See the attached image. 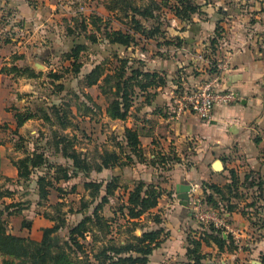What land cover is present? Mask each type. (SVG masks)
<instances>
[{"label":"crops","instance_id":"crops-1","mask_svg":"<svg viewBox=\"0 0 264 264\" xmlns=\"http://www.w3.org/2000/svg\"><path fill=\"white\" fill-rule=\"evenodd\" d=\"M41 1L45 0H0V129L5 125L8 132L9 128L13 133L18 128L16 113L30 109L31 102L18 94L36 93V81L47 70L43 62L47 58L46 48L49 49L54 44L51 41L55 42V36L43 30L44 21H50L51 14L45 11L47 8L39 5ZM239 1L240 4H234L231 12L233 16H230L232 20L228 25L221 17H216L213 27H208L217 36L206 37L208 32L200 20H193L192 23L178 20L183 24L182 32L169 41L164 38L166 47H175L174 55L160 54L149 59L136 57L144 62L146 67L143 69L146 71L164 72L167 83L163 87L148 88L149 94L146 97L140 95L136 100L134 129L140 134L144 162H139L136 158V168H132L136 181L127 190H132L141 182L155 184L162 190L158 207L137 220L141 223L146 216L152 217L148 218L147 223L153 227L142 229V235L146 231L160 228L164 233L169 234L171 231L170 237H165L160 248L154 250L149 264H157V257L173 258L179 252L186 257L189 237L186 238L187 245L184 240H179L181 242L178 243V239H182L179 237L183 227L189 224L188 211L191 210L190 216L193 217L192 204L195 198L199 196L206 200L208 193L205 192L204 185L213 184L225 188L231 184L234 173L239 178L242 189L248 174L255 172L264 176V0H237ZM224 11L226 12V8ZM44 12L45 19L41 21L40 16ZM222 14L223 12H219L218 15ZM224 30L228 34L223 39L220 36ZM219 38L223 40L217 43ZM177 39L181 41V46L172 44ZM210 58L223 61L219 65L228 64L225 71L220 70L217 65L221 71V83L224 88L234 90L240 100L232 106L216 107L209 122H203L189 113L178 120H171L169 117L172 99L176 94L175 85H181L177 74L183 66L181 62L186 66L183 70L189 72L187 79L191 82L199 77L198 71H203L205 65H201L202 61L204 64L208 61V68L204 73L209 74ZM197 65L202 66L201 69ZM14 66L22 71L11 73ZM25 69L30 72L26 73ZM193 69L197 71H192ZM136 91L139 94L140 90ZM38 121L41 120L36 117L25 122L19 128L20 136L14 135V138H23L27 130ZM24 156L25 153L17 160ZM160 160L163 162L160 163ZM217 161L222 162L223 170H215ZM14 162L5 160L1 146L4 181L18 178ZM183 185L191 186L187 206L181 205L177 198L178 188ZM160 210L166 213L164 219ZM24 211L20 215L23 216ZM157 217L162 220L160 225L155 222ZM238 217L242 218V213L230 216L232 220ZM27 220L31 223L23 230L29 234L54 225L39 215ZM29 234L20 236L35 240ZM42 236L43 231L41 239ZM199 238L200 233H197V239ZM41 239L35 241L39 242ZM209 248L216 249L217 246L204 244L202 250L205 252Z\"/></svg>","mask_w":264,"mask_h":264},{"label":"rangeland","instance_id":"rangeland-1","mask_svg":"<svg viewBox=\"0 0 264 264\" xmlns=\"http://www.w3.org/2000/svg\"><path fill=\"white\" fill-rule=\"evenodd\" d=\"M130 1L131 6L139 9L140 13L146 9L152 12L155 11L154 19L150 20V17L144 18L140 15H137V19L148 29L153 23L161 26L165 34L163 38L146 41L141 38L140 34L136 35V23L132 22L133 12L131 8H127L119 0H61L60 2L45 0L44 2H40L39 5L47 8L45 11L51 14V20L48 22L44 21L45 12L41 14L40 20L44 21L43 30L55 36V42L51 41V43H54L51 45V48L47 49L45 47L47 58L43 62L47 70L36 81L37 86L34 89L36 93L18 94V96H22L27 101H30V109L38 113V115L41 113V109H44L52 122L55 121L54 113L51 110L53 105H65L64 107H66L69 104L72 107L73 114L67 113L69 115L67 119L71 123V127L66 130L61 129L59 125L53 126L50 122L40 119L41 121L35 122L27 130L22 141L19 138H14V133L10 131V128L8 132L7 126L2 125L0 129V141L5 160L13 162L24 155V153H33L37 150L46 154L49 168V170L41 168L35 171L28 181L15 178L6 182V180L0 179V186L9 188L13 192L11 197L0 201L3 209L6 206L11 207L4 216L9 233H15L17 236H27L29 233L23 230L24 228L27 229V224L31 223L27 219L39 215L49 220L46 215L50 214L51 217L60 219V222L61 220L65 221L62 225L64 228L56 234L63 244L68 239L69 229L81 222L85 216L91 215L94 206L100 202L99 198L93 204L92 198L90 197L92 192L86 189L85 184L94 181L105 185L113 178L118 180V185L121 188L109 197V201L101 211V215L110 223L109 234L105 235L107 234L105 230L102 231L97 228L92 232V238H96L102 242L107 236V241L111 239L117 246H121L133 242V237L142 236V228L149 229L153 227V225L147 223L148 218H152L151 216H146L144 221L137 224V226L136 221L135 225H128L127 220L123 216L127 211H123L125 204L122 198L128 188L132 187L134 181H136L134 179L136 174L132 171V168H136V162L130 163L124 157L122 163H127V165L116 166L108 170L103 169L101 172H97L95 169L102 162L103 157L107 158V153L109 154L114 151L120 153L119 143L122 142L121 139L124 135L125 128H136V95L134 97L133 108L130 110L131 114L129 119L126 121H113L108 119L106 109L109 99L118 98L114 90L118 83L117 78L107 84L111 92L106 97L101 95V91L97 87L90 90L84 89L81 86L85 75L96 65L104 61L108 62L109 67L115 68L121 67L123 63L120 61L124 59V61L129 62L136 69V57L149 59L160 54L164 56L174 55L173 51L175 47H166L167 45L163 44L164 38L166 37L165 39L167 41L171 37L174 39L173 37H176L178 33L182 32L183 24L169 11L166 2L164 0ZM194 2L200 7V12L194 15V20L203 22V27H206L205 30L208 32L205 36L209 38L210 35L211 37L217 36L216 34L213 35L212 29H208V27H213L216 17H221L226 22V25H228L232 20L230 16H233L231 12L234 9V4H240L241 1L194 0ZM171 3L173 4L174 0H170V5ZM108 8H112V11ZM225 8L226 12L224 11ZM219 12H223L222 16L218 15ZM92 15L102 19L100 22L102 29L105 28V25H108L110 29L122 30L124 32L128 31L131 34L135 30V40L129 45V48L120 44L110 45L101 42V39L95 44L91 43L90 38L92 36L100 38L104 34L93 30L91 27L86 29L88 22L86 24L83 22L85 19L92 17ZM131 29L134 30L132 31ZM137 31L140 33V29ZM227 34L226 30H224L221 37L224 39ZM74 42L84 44L86 47L85 53L82 54L81 58L83 68L78 76L66 72L70 63L63 57L73 47ZM146 50L149 52H146ZM128 58L132 61L126 60ZM198 60L200 61V59ZM181 64L183 66L177 72L181 85H175L176 94L173 97L174 99L176 96L181 95V89L184 87L186 89H195L203 85L207 80H211L208 72L204 73L205 69L207 70L208 68V61H205V64L202 61L201 65H205L203 71H198L199 77L197 80L191 82L187 79L189 77L187 73L189 72L183 70L186 66L182 62ZM196 67L201 69L202 66L197 65ZM192 71L197 70L193 69ZM193 73L195 74L196 72ZM53 74L61 76V80L56 81L53 79ZM128 74H130V71ZM60 86L63 87V90H59ZM128 95L130 96V92ZM174 99H172V104ZM96 105H99V107L96 108ZM58 139H65L59 146L60 148L57 147ZM18 144L20 147L17 146ZM67 144L69 146L65 147ZM72 151H78L85 155L84 157L87 158L88 163L91 165L89 172L74 170L73 161L69 157H66V153L71 154ZM49 165L52 167H49ZM59 166L62 169V173L60 174L62 179L53 182L55 186L50 188L49 196L46 200L41 199L40 188L37 184L39 176L49 174L48 177L50 179L54 175L58 177V172L56 171ZM65 170L71 176L69 180L64 179ZM248 173L246 172V174ZM246 174H244L243 178ZM248 175L252 176L251 178L253 179L260 177L264 179V176L260 175V173H250ZM240 192L245 196L247 195V198H245L246 201L237 200L235 203L240 207V211H244L246 215L242 214L244 218L238 217L234 220L230 217L228 218V225L232 232L223 235L225 239L230 237L231 243L224 245L223 249L209 248L205 252L202 250L203 254L207 257L206 262L209 264H263L261 257L264 255V202L258 201L255 207H247L248 203L254 201V196H252L254 190L242 188ZM104 193L105 189L101 192V196ZM87 203L90 204L88 208L84 206L88 205ZM21 209L25 210L23 216L20 215L21 213H15ZM163 211H159L162 214V219L165 218L164 216L166 214ZM214 211L216 210L214 209ZM216 212L218 214V211ZM9 213L12 215H9ZM188 214L190 218L189 224L183 227L182 235L179 237L182 239H178V243L181 242L179 240H184L185 245H187V237H197V233L208 230L212 226L215 227L210 224H201L193 217L191 218V210L188 211ZM219 217L221 216L219 215ZM38 226L40 227L41 225L38 224ZM219 228L215 227L216 230L223 231ZM42 231L43 229L40 232L34 231L29 235L35 240H40ZM168 235L170 237L171 231L169 234L164 233V237ZM88 241L92 242V239ZM100 246L101 244L98 243L96 248ZM71 258H73V255H71ZM2 259L0 256V264H2ZM157 259V264H184L187 261L185 255H181L180 252L178 256H173V258L157 257ZM90 261L93 264H98L93 257L90 258Z\"/></svg>","mask_w":264,"mask_h":264},{"label":"trees","instance_id":"trees-1","mask_svg":"<svg viewBox=\"0 0 264 264\" xmlns=\"http://www.w3.org/2000/svg\"><path fill=\"white\" fill-rule=\"evenodd\" d=\"M119 2L124 3L127 8H131L133 12L132 22L136 23V29H140V33L136 30V35L140 34L141 38L146 41H154L158 38L164 37V31L162 27L156 23H153L151 27L146 28L142 22L140 23L137 19V15H140L144 18L154 19L155 11H150L146 9L140 13L139 9L133 8L131 6L130 0H119ZM169 11L173 16L181 22L192 23L194 20V15L200 12V7L197 5L194 0H174V3L170 5V0H164ZM112 11V8H108ZM92 17L85 19L83 23H87L86 29L92 28L97 32L104 33L102 37L90 38L91 43H96L101 39V42H105L110 45H124L129 48L131 43L135 40V30L133 34L130 32H124L122 30H113L105 25V28L102 29L100 22L102 19L97 17ZM142 32V33H141ZM221 37V36H220ZM128 38V41H127ZM89 40V39H88ZM176 43L173 45L181 46V41L177 39ZM218 39L217 43H219ZM130 41V42H129ZM170 44L169 42H167ZM163 44H166L163 42ZM86 47L84 44L74 42L73 47L64 54L66 61L70 63L69 67L66 69L67 73L74 74L78 76L81 73L83 68V62L81 61L82 54L85 53ZM148 50H146L147 52ZM119 58V57H118ZM126 60H129L126 59ZM129 61H132L131 59ZM123 63L121 67H109L108 62H102L96 65L90 73L86 74L81 86L84 89L97 87L100 89L101 94L106 97L109 96L111 92L110 87L107 84L111 80L117 78L118 83L115 86L114 90L116 91V96L118 98L109 99L106 109V114L108 117L113 120L126 121L130 117V110L134 105V97L137 98L142 96H147L149 94L148 88L152 87H163L166 86V76L162 71L150 72L143 69L145 66L144 62L140 59H136V69L129 62L122 59L120 61ZM211 67L209 68L210 78L219 77L221 71L217 68V65L220 62L216 59L210 58ZM22 70L17 66H14L10 72L19 73ZM26 73L30 72L29 69L24 70ZM130 71V74H128ZM34 76V74H32ZM53 79L61 80V76L57 74L52 75ZM210 80V79H209ZM207 80V81H209ZM206 81V82H207ZM178 85V84H177ZM136 89L140 90L137 94ZM190 89V88H189ZM59 90H63V87L60 86ZM184 90L181 91L183 93ZM130 92V96L128 95ZM53 105L51 110L54 113L55 121H51V118L47 115L44 109H41V113H35L32 109H27L24 112H17L15 115L17 130L14 132L15 136L19 135V128L24 125L25 122L33 118H40L47 122H50L51 125H59L63 130H66L71 127V123L68 121V114H73L71 105ZM99 105H96L98 108ZM68 113V114H67ZM140 134L134 128H125L124 135L122 137V142L119 143L121 149L120 153L116 151L112 153H107V158L103 157L102 162L99 163L98 167H95L97 172H101L103 169H111L116 166H124L127 163H122V159L125 157V160L133 163L136 162L135 158L139 162H144L142 146L140 142ZM19 140L22 141V138L19 137ZM61 140V141H60ZM58 139L57 147L65 141V139ZM1 141H0V179L3 178L1 171ZM20 147V145H17ZM69 146L67 144L65 147ZM64 149V148H63ZM62 149V151H63ZM67 149V148H66ZM124 155L123 157H121ZM85 155L78 151H72L71 154L66 153V157H69L73 161V168L75 171L89 172L91 170V165L88 163ZM163 162L160 160V163ZM14 165L18 169V179L28 181L31 179L35 171L45 168H48V158L44 152L34 151L33 153H25V156L14 162ZM49 167H52L49 165ZM51 171V170H50ZM62 169L57 167L58 177L54 175L51 179L48 175H40L37 181V184L40 188V198L46 200L49 196L50 188L54 187L53 183L56 180L62 179L60 174ZM64 179L69 180L71 178L68 175L66 170L64 171ZM255 174V172H252ZM252 176L248 175L246 178V184L242 187L248 190H254L252 193L253 202L248 203L247 207H255L258 201L264 202V179L260 178H251ZM10 179H6L8 182ZM118 180L113 178L110 182L103 183L98 182H88L85 184L87 190L91 191L90 197L92 198L93 204L97 202L100 198V202L94 206L93 212L91 215L85 216L81 222L76 226H73L69 229L68 239L62 244L59 237L56 234L59 233L64 227L62 226L65 221L60 219H55L51 217L50 214H47L46 217L49 218L54 225L50 228H45L43 230V236L41 241H35L30 238H25L21 236H16L8 232L7 224L4 219L6 212L10 210L11 207L6 206L4 209L0 204V256L3 258L2 264H93L90 261V258L93 257L98 264H149V258L153 254L154 250L160 248L161 244L165 240L164 230L162 228L158 230L146 231L141 237H133V242L126 243L125 245L117 246L111 239H108L107 236L101 242L96 238H92V232L95 229L99 228L100 230H105L108 235L109 221L101 215V211L104 205L109 201V197L114 195L121 187L118 185ZM105 189L104 195L101 196V192ZM205 192L208 193L206 201L208 204L218 211V214L221 217H224L225 220L233 213H242L246 215L244 211H240V207L235 203L237 200L246 201L247 195H243L240 192L239 178L236 174H232V182L225 188H220L213 184L204 185ZM124 197L122 198L125 207L123 211H127L124 214V219L127 220L128 225L133 224L136 226L139 224L137 220H140L142 216L151 210L158 207L159 199L162 196V190L159 186L155 184H145L143 182L139 183L138 186H135L132 190L126 191ZM13 192L9 188H4L0 186V201L8 197H11ZM86 203V202H85ZM86 208L89 207V203ZM15 206V205H14ZM22 210H18L15 213L19 214ZM9 215H12L9 213ZM59 221V222H58ZM156 224L160 225L162 223L161 219L157 217L155 219ZM144 230V228H142ZM223 231L216 230L215 227H210L208 230L200 232V238L189 237L188 247L186 258L187 261L184 264H209L206 262V255L203 254L202 249L203 245L215 244L217 248L223 249L224 245L231 243L230 237L228 239L224 238ZM92 239V242L88 240ZM101 244L100 247L96 248L97 244ZM73 255V258H71ZM261 261L264 264V255L261 257ZM212 264V263H211Z\"/></svg>","mask_w":264,"mask_h":264},{"label":"built area","instance_id":"built-area-1","mask_svg":"<svg viewBox=\"0 0 264 264\" xmlns=\"http://www.w3.org/2000/svg\"><path fill=\"white\" fill-rule=\"evenodd\" d=\"M58 1L61 0H51ZM219 69L225 71L228 64L219 65ZM240 100L239 95L231 89L224 88L220 76L205 82L195 89H187L181 95L176 96L171 105V120H178L186 113L196 116L203 122H209L216 107L232 106ZM192 214L194 219L201 224L214 225L224 231V235L232 232L228 221L219 217L216 211L202 197H196L192 204ZM219 228V229H220Z\"/></svg>","mask_w":264,"mask_h":264},{"label":"water","instance_id":"water-1","mask_svg":"<svg viewBox=\"0 0 264 264\" xmlns=\"http://www.w3.org/2000/svg\"><path fill=\"white\" fill-rule=\"evenodd\" d=\"M214 168L216 171H221L223 170V164L221 161H217L214 165ZM190 191H191V186L189 185H183L178 188V195L177 198L180 202L181 205L187 206L189 201H190ZM259 264V263H258Z\"/></svg>","mask_w":264,"mask_h":264}]
</instances>
